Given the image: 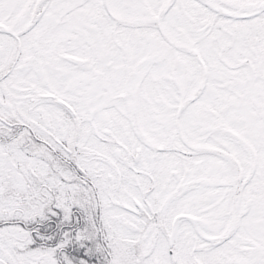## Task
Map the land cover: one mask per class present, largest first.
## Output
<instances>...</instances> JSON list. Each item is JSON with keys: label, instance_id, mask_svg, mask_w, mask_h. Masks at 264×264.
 <instances>
[{"label": "snow or ice", "instance_id": "snow-or-ice-1", "mask_svg": "<svg viewBox=\"0 0 264 264\" xmlns=\"http://www.w3.org/2000/svg\"><path fill=\"white\" fill-rule=\"evenodd\" d=\"M0 264H264V0H0Z\"/></svg>", "mask_w": 264, "mask_h": 264}]
</instances>
